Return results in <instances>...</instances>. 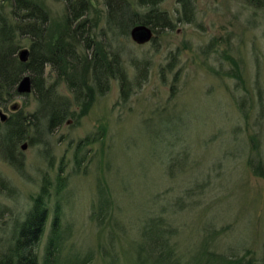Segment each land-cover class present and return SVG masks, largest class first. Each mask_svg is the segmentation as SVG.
I'll return each mask as SVG.
<instances>
[{
    "label": "rangeland",
    "instance_id": "1",
    "mask_svg": "<svg viewBox=\"0 0 264 264\" xmlns=\"http://www.w3.org/2000/svg\"><path fill=\"white\" fill-rule=\"evenodd\" d=\"M8 1L0 0L6 15ZM35 1L46 13V33L56 37L65 0ZM83 2L90 34L117 49L130 91L121 99L110 79L85 113L71 104L47 142L20 141V172L0 155L2 244L44 180L39 255L58 213L62 253L90 250L85 264L156 260L142 233L150 220L161 222L167 249L181 264L202 248L211 255L205 264H264V0H188L191 10L182 0H161L166 26L142 43L105 26V0ZM118 17L126 23L125 13ZM21 47L28 48L25 37ZM44 74L53 76L48 65ZM59 92L70 97L63 84ZM34 102L29 91L0 109L7 118L32 111Z\"/></svg>",
    "mask_w": 264,
    "mask_h": 264
},
{
    "label": "trees",
    "instance_id": "2",
    "mask_svg": "<svg viewBox=\"0 0 264 264\" xmlns=\"http://www.w3.org/2000/svg\"><path fill=\"white\" fill-rule=\"evenodd\" d=\"M110 1L105 0V26L111 32L117 28L121 33L127 34L128 27L138 22L156 30L160 26H166V16L157 6L161 0H136L137 6L142 9L130 7L125 0H116L118 4L114 7ZM187 2L188 0H182V6L189 7ZM8 5L7 15L0 9V105L6 106L7 101L19 94L15 85L23 73L30 76V91L35 99L32 111L23 113L18 109L0 120V155L20 172V141L27 138L28 142H47L53 128L68 113L69 106H76L77 114L85 113L95 94L102 93L110 79L118 82L121 99L127 96L131 86L117 49L111 48L105 40H95L90 34L87 15L82 12L85 7L83 0H65L64 26L54 38L46 33V13L35 0H9ZM188 9L191 10V7ZM120 13L127 15L125 24L118 17ZM159 19H162L160 24L157 23ZM22 37L28 41L25 60H20L17 56ZM45 65H48L49 72L53 75L51 79L48 78L50 74L47 77L44 74ZM135 68L139 70L141 65ZM61 84L70 92L69 98L59 92ZM102 131L98 128L93 136L99 138ZM92 140L96 139L88 138V142ZM250 159L252 168L260 170L262 164L258 159L255 156H250ZM43 181L20 221L12 227L5 245L0 240V264H85L90 261V250L81 255L75 250L62 253L66 234L63 229L56 228L55 218L58 213L54 214L42 253L39 255L36 251L35 243L42 234L47 218V207L42 195L45 193L46 183ZM99 200L97 219L102 224L106 209L101 203L102 199ZM2 222L0 219V223ZM2 226L3 224L0 227ZM164 231L158 220L146 223L142 233L148 239L145 242L150 244L156 260L148 263L146 258L144 262L139 256L137 264H181L178 259L171 257V252L167 249L168 241L163 236ZM209 256L211 257L206 249H199L188 264H205ZM203 257L204 262L201 260ZM217 258L225 261L228 259L223 255H218ZM236 259L238 264H248L241 263L239 258L229 260Z\"/></svg>",
    "mask_w": 264,
    "mask_h": 264
},
{
    "label": "water",
    "instance_id": "3",
    "mask_svg": "<svg viewBox=\"0 0 264 264\" xmlns=\"http://www.w3.org/2000/svg\"><path fill=\"white\" fill-rule=\"evenodd\" d=\"M129 36L132 40L137 43H142L148 40L152 36V29L149 25L144 23H135L131 25L128 30ZM28 48L21 47L17 50V56L20 60H25L27 56ZM31 88L30 76L28 73H23L20 78L17 80L15 85V90L19 94L28 93ZM14 107V104L11 105V108ZM6 118L5 113L0 109V120H4ZM26 142L20 143V147L24 148Z\"/></svg>",
    "mask_w": 264,
    "mask_h": 264
}]
</instances>
